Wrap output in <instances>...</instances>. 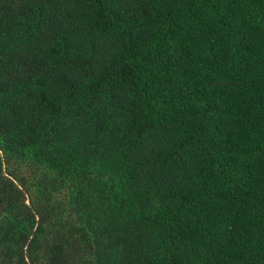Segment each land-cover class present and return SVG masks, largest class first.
Here are the masks:
<instances>
[{
    "label": "trees",
    "instance_id": "obj_1",
    "mask_svg": "<svg viewBox=\"0 0 264 264\" xmlns=\"http://www.w3.org/2000/svg\"><path fill=\"white\" fill-rule=\"evenodd\" d=\"M0 264H264V0H0Z\"/></svg>",
    "mask_w": 264,
    "mask_h": 264
}]
</instances>
